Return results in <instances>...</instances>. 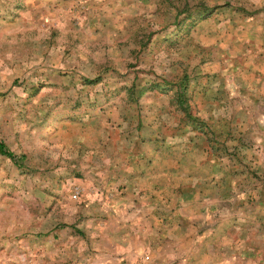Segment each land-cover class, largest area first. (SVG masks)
Listing matches in <instances>:
<instances>
[{"label": "rangeland", "instance_id": "obj_1", "mask_svg": "<svg viewBox=\"0 0 264 264\" xmlns=\"http://www.w3.org/2000/svg\"><path fill=\"white\" fill-rule=\"evenodd\" d=\"M0 264H264V0H0Z\"/></svg>", "mask_w": 264, "mask_h": 264}, {"label": "trees", "instance_id": "obj_2", "mask_svg": "<svg viewBox=\"0 0 264 264\" xmlns=\"http://www.w3.org/2000/svg\"><path fill=\"white\" fill-rule=\"evenodd\" d=\"M0 153L7 155L8 157H11L13 160H15L17 163L24 159V156H17L14 152L10 151L5 143L3 141H0Z\"/></svg>", "mask_w": 264, "mask_h": 264}]
</instances>
